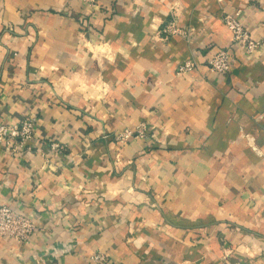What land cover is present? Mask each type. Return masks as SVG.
Segmentation results:
<instances>
[{"label": "crops", "instance_id": "0c3cea01", "mask_svg": "<svg viewBox=\"0 0 264 264\" xmlns=\"http://www.w3.org/2000/svg\"><path fill=\"white\" fill-rule=\"evenodd\" d=\"M237 10L264 43V0H0V124L37 120L0 147V205L38 226L0 264H264V50L233 46Z\"/></svg>", "mask_w": 264, "mask_h": 264}, {"label": "built area", "instance_id": "2783aa9c", "mask_svg": "<svg viewBox=\"0 0 264 264\" xmlns=\"http://www.w3.org/2000/svg\"><path fill=\"white\" fill-rule=\"evenodd\" d=\"M86 5L96 10L99 0H82ZM241 10L226 12L223 20L232 34L233 46L244 54L255 56L264 50V43L257 38L240 19ZM168 36H182L189 40V30L180 27L176 20L170 21L163 29ZM233 46L211 53L207 57V65L211 71L218 74H229L232 71ZM197 67V62L187 61L179 68V74H187ZM37 120L27 116L19 122L0 124V147L8 154L19 156L30 149V142L35 139ZM107 137V136H106ZM134 137L147 138L146 127L140 125L136 130L126 129L115 136L119 143H127ZM58 142L51 144L52 151L62 150ZM38 229L34 219L18 214L10 205H0V240L9 238L19 244L27 243ZM99 264H108L106 256L98 254L93 257Z\"/></svg>", "mask_w": 264, "mask_h": 264}]
</instances>
